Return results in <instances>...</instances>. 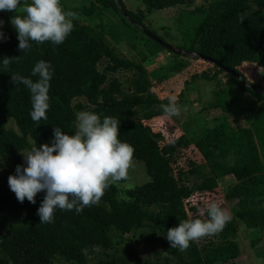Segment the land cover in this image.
Instances as JSON below:
<instances>
[{"label":"trees","instance_id":"16d2710c","mask_svg":"<svg viewBox=\"0 0 264 264\" xmlns=\"http://www.w3.org/2000/svg\"><path fill=\"white\" fill-rule=\"evenodd\" d=\"M137 1L144 4L145 10H129L123 0H119L121 8L115 0H94L89 6L65 10L78 16H101L103 9H113L156 47L164 48L142 30L165 42L145 24V13L195 2ZM26 3L28 0L21 5ZM0 19L7 17L0 12ZM178 21L182 30L178 50L211 58L236 71L244 80L241 68L246 63L264 70V0H212L207 7L183 12ZM74 25L63 44L53 47L48 42H31L32 47L26 52L18 48L15 29H4L6 39L0 41V161L28 150L33 144L50 143L54 126L73 133L76 114L83 109L81 104L73 105V101L84 97L90 104L88 111L120 120V139L134 146L133 160L144 164L148 181L127 189L124 197L114 184L105 191L99 204L85 207L79 214L58 209L50 224L39 223L37 214L43 192L37 194L35 204L27 199L21 203L15 194L0 192V264H90L91 248L110 250L115 238L140 229L166 237L167 230L177 226L179 220L206 218L208 204L216 202L224 207L226 200H237L233 217L219 234L213 235L206 246L199 247L193 242L183 251L188 264H236L240 251L237 221L249 229L264 230V177L255 173L261 168V148L264 152V122L233 130L222 118L201 134L188 136L182 132L173 137L169 131L166 136L150 123L165 116L161 105L167 104L168 99L161 98L155 90V82L143 64L145 58L133 62L120 57L107 43L103 25L93 28L76 20ZM113 37L117 40L121 35L116 32ZM5 58L12 60L7 68L2 65ZM41 59L49 61L55 72L50 82L48 119L36 126L29 115V91L23 84L15 85L11 76H30L34 64ZM105 59L108 62L101 71L98 65ZM208 63L213 68L194 74L193 80L214 81L224 74L242 91L264 102V94L245 87L214 63ZM118 70L131 73L128 92L118 79L109 78L108 73ZM250 85L264 89L254 83ZM225 92L220 90L217 95ZM213 108L224 113L230 110L226 103L213 104ZM9 120L14 121L18 131L7 128ZM233 152L234 163L224 165L221 160ZM15 161L23 164V156ZM228 175L239 182L224 196L218 180ZM191 176L196 179L187 184L185 180ZM171 252L182 257L176 250ZM96 264L123 263L107 255Z\"/></svg>","mask_w":264,"mask_h":264},{"label":"rangeland","instance_id":"374dc122","mask_svg":"<svg viewBox=\"0 0 264 264\" xmlns=\"http://www.w3.org/2000/svg\"><path fill=\"white\" fill-rule=\"evenodd\" d=\"M94 0H61L65 8H80L89 6ZM212 0H195L191 5H176L164 10H154L145 13V24L161 36L165 42L178 49L182 44V30L178 17L186 11H193L199 7H207ZM30 3V0H28ZM127 9L132 11L145 10L143 3L137 0H123ZM25 5H20L17 12L0 11L7 17L4 20V29L13 28L10 18L15 14H23ZM76 21L89 27H104V36L107 43L115 49L122 58L133 62L143 61L149 78L155 82V90L161 98L175 96L180 108L179 116L157 117L151 120V125L164 132L167 136L169 131L174 136L182 132L188 136L201 134L207 128H213L222 119H226L228 127L233 130L250 128L252 124L264 122V102H258L254 96L242 91L238 84L232 81L227 75L220 74L214 81L193 80L194 74L205 70H211L210 63L198 59L187 58L170 50L158 48L146 37V35L135 30L122 20L120 14L113 9H103L101 16H78ZM118 32L121 37L115 39L113 34ZM107 59L99 65L103 71L107 65ZM246 81L264 86V70L254 64L246 63L241 68ZM109 78L118 79L125 92L129 91V79L131 73L126 70H118L115 73H108ZM220 90L226 91L217 95ZM228 104L230 110L224 113L220 108H213V104ZM81 104V111H88L90 104L84 97L75 98L73 105ZM7 128L15 131L17 127L13 120H9ZM170 139V138H169ZM32 142V141H31ZM26 151V150H25ZM24 152V151H22ZM261 168L255 173L264 177V152L260 150ZM22 156L21 152L0 161V192H12L8 184V177L15 173L19 165L15 159ZM236 153L233 152L221 161L224 165H232ZM196 178L188 177L185 182L191 184ZM148 181L145 166L142 162L133 160L127 180L115 184L120 195L124 197L127 189L142 185ZM239 181L228 175L218 180L222 194L225 196ZM258 199V198H257ZM237 200H226L224 208L231 217L236 211ZM264 206V199L262 200ZM238 234L236 240L239 244V255L236 264H264V230L249 229L242 221H237ZM260 238V239H258ZM212 236H206L196 241L199 247L206 246ZM256 243V244H255ZM258 245L257 244H260ZM256 245V246H255ZM176 250L182 257L172 253ZM110 255L119 259L123 264H188L187 256L183 251L171 248L166 237L153 235L147 229L135 230L121 238H115V245L110 250H103L99 247L91 248L88 251L90 264H96L100 258ZM56 264H67L57 262Z\"/></svg>","mask_w":264,"mask_h":264},{"label":"clouds","instance_id":"9594fccd","mask_svg":"<svg viewBox=\"0 0 264 264\" xmlns=\"http://www.w3.org/2000/svg\"><path fill=\"white\" fill-rule=\"evenodd\" d=\"M23 2L0 0V11L16 13ZM22 12L23 15L15 14L10 18L22 52L31 49V42H48L53 47L63 44L74 30V21L79 19L76 12L64 9L61 0H30ZM4 23L0 19V41L6 39ZM11 62L5 58L2 65L7 68ZM54 72L52 64L41 59L34 64L30 76H11L15 85L23 84L29 91V115L36 126L41 120L48 119L50 82ZM167 99L168 103L161 105L163 113L179 116L177 98L170 96ZM134 152L131 143L120 139L119 119L95 111H80L76 114L73 133L54 126L50 143L33 144L21 152L24 162L9 175L8 184L21 203L27 199L35 204L37 194L43 192L37 214L39 223L50 224L54 222L58 209L74 210L79 214L85 207L99 204L107 189L127 180ZM230 220V212L212 202L207 205L206 218L179 220L177 226L167 230L166 238L171 248L185 251L191 243L219 234Z\"/></svg>","mask_w":264,"mask_h":264},{"label":"water","instance_id":"95a60500","mask_svg":"<svg viewBox=\"0 0 264 264\" xmlns=\"http://www.w3.org/2000/svg\"><path fill=\"white\" fill-rule=\"evenodd\" d=\"M116 3H117V6L120 7V4H119V0H115ZM121 10V9H120ZM121 12H123L121 10ZM126 16V15H124ZM150 38H152L154 41H156L157 43H159L161 46H163L165 49L167 50H170L171 52H174L178 55H181L183 57H187V58H198V59H202V60H205V61H208V62H211V63H214L215 65H217L219 68H221L222 70H224L225 72L229 73L230 75H232L233 77H235L236 79H238L245 87L247 88H250L260 94H264V89H261V88H257V87H254L252 85H250L246 80H244L241 75L239 73H237L236 71L234 70H231L229 68H227L226 66H223L222 64H220L219 62L211 59V58H208V57H205V56H202L200 55L199 53H187V52H184L182 50H178V49H175L173 46H171L170 44L164 42L163 40H161L160 38H158L157 36L151 34L150 32L142 29Z\"/></svg>","mask_w":264,"mask_h":264},{"label":"crops","instance_id":"0c3cea01","mask_svg":"<svg viewBox=\"0 0 264 264\" xmlns=\"http://www.w3.org/2000/svg\"><path fill=\"white\" fill-rule=\"evenodd\" d=\"M258 245H261V243H260V244H257V246H258ZM255 246H256V245H255ZM263 249H264V247H263ZM263 251H264V250H262V252H263ZM236 260H237V259H236Z\"/></svg>","mask_w":264,"mask_h":264}]
</instances>
